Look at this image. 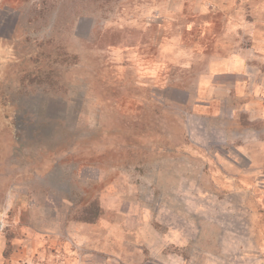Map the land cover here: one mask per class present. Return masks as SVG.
Masks as SVG:
<instances>
[{
    "label": "rangeland",
    "instance_id": "rangeland-1",
    "mask_svg": "<svg viewBox=\"0 0 264 264\" xmlns=\"http://www.w3.org/2000/svg\"><path fill=\"white\" fill-rule=\"evenodd\" d=\"M0 264H264V0H0Z\"/></svg>",
    "mask_w": 264,
    "mask_h": 264
},
{
    "label": "trees",
    "instance_id": "trees-1",
    "mask_svg": "<svg viewBox=\"0 0 264 264\" xmlns=\"http://www.w3.org/2000/svg\"><path fill=\"white\" fill-rule=\"evenodd\" d=\"M57 54H60V52H58ZM48 56H51V53H48L47 54ZM74 58H77L76 55H72ZM53 70L55 69H49L46 73H37L35 76L33 77H30V81L31 82H35V83H38V84H42L44 82H48V83H51L52 80H51V73L53 72ZM24 79V76L21 80ZM152 126L150 125L149 127L148 126H143L140 130H144V131H147L149 134H153V129L151 128ZM22 130V129H20ZM20 130H17L18 134L17 136H20V133L21 131ZM89 139V138H88ZM85 141V140H84ZM88 141V140H87ZM85 141L83 143V146H85L88 142ZM129 142V141H128ZM127 142V143H128ZM127 143H123L122 146L120 147V156H125L124 153L127 151L128 153L131 152V148L132 147H128L127 148ZM90 144V143H88ZM82 147V146H81ZM126 148V149H125ZM125 149V151H124ZM87 153L89 155H91V150L89 152H85V150H82L80 151L79 154H81L82 156H87ZM90 159V158H89ZM100 214H101V210L99 208V205L97 204V201H92V202H89L87 203L86 205H84L81 209V214L79 216V219L84 221V222H95L97 221V219L100 217Z\"/></svg>",
    "mask_w": 264,
    "mask_h": 264
}]
</instances>
